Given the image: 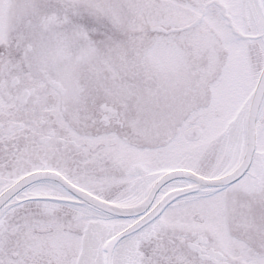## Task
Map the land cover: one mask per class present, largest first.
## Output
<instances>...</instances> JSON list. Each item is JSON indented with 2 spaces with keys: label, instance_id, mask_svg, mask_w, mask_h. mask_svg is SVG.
Instances as JSON below:
<instances>
[{
  "label": "snow or ice",
  "instance_id": "obj_1",
  "mask_svg": "<svg viewBox=\"0 0 264 264\" xmlns=\"http://www.w3.org/2000/svg\"><path fill=\"white\" fill-rule=\"evenodd\" d=\"M0 264H264V0H0Z\"/></svg>",
  "mask_w": 264,
  "mask_h": 264
}]
</instances>
